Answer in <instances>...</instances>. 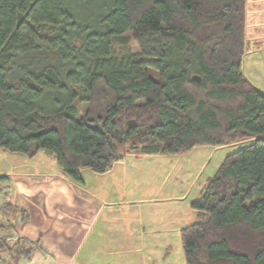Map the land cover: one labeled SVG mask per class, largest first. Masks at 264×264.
Here are the masks:
<instances>
[{
  "label": "trees",
  "instance_id": "16d2710c",
  "mask_svg": "<svg viewBox=\"0 0 264 264\" xmlns=\"http://www.w3.org/2000/svg\"><path fill=\"white\" fill-rule=\"evenodd\" d=\"M247 9L248 0H0V149L47 150L81 181V167L104 172L127 152L247 141L192 202L182 251L187 264H264V91L242 69ZM0 251L11 264L31 257L20 241L0 240Z\"/></svg>",
  "mask_w": 264,
  "mask_h": 264
},
{
  "label": "rangeland",
  "instance_id": "374dc122",
  "mask_svg": "<svg viewBox=\"0 0 264 264\" xmlns=\"http://www.w3.org/2000/svg\"><path fill=\"white\" fill-rule=\"evenodd\" d=\"M263 14L264 0L259 3L248 0L246 44L251 52L244 55L242 69L261 90L264 86ZM124 34L128 36L129 48L137 50L132 33L127 31ZM31 58H40V55ZM249 74L256 79H251ZM246 144L247 141L221 146L199 144L173 153L127 152L104 172L81 167L83 182L68 176L77 191L103 193L107 201L113 203L111 216L115 223L123 226L122 234L128 239L123 248L102 255L98 264L107 258L113 264H187L182 251L181 229L197 220V210L192 202L225 157ZM42 151L54 157L52 152ZM6 162L4 157L0 158V163ZM113 234L118 235L115 229Z\"/></svg>",
  "mask_w": 264,
  "mask_h": 264
},
{
  "label": "crops",
  "instance_id": "0c3cea01",
  "mask_svg": "<svg viewBox=\"0 0 264 264\" xmlns=\"http://www.w3.org/2000/svg\"><path fill=\"white\" fill-rule=\"evenodd\" d=\"M249 77L256 79L253 74ZM0 150V158L7 161L0 163V193L4 195L0 227L17 231L19 241L31 249V257L18 264H98L103 256L127 245L123 226L111 216L113 203L103 193L74 189L52 154L41 149L28 158ZM109 261L101 264H113Z\"/></svg>",
  "mask_w": 264,
  "mask_h": 264
},
{
  "label": "built area",
  "instance_id": "2783aa9c",
  "mask_svg": "<svg viewBox=\"0 0 264 264\" xmlns=\"http://www.w3.org/2000/svg\"><path fill=\"white\" fill-rule=\"evenodd\" d=\"M4 195L0 193V202L3 203ZM0 240L4 241L8 246H12L19 241V234L15 230L11 229H0ZM6 262L11 264L9 257L2 251H0V263Z\"/></svg>",
  "mask_w": 264,
  "mask_h": 264
},
{
  "label": "water",
  "instance_id": "95a60500",
  "mask_svg": "<svg viewBox=\"0 0 264 264\" xmlns=\"http://www.w3.org/2000/svg\"><path fill=\"white\" fill-rule=\"evenodd\" d=\"M193 78L198 79V77L196 75H193Z\"/></svg>",
  "mask_w": 264,
  "mask_h": 264
}]
</instances>
